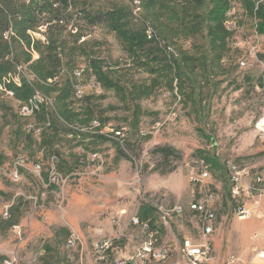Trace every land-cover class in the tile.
I'll return each instance as SVG.
<instances>
[{
	"label": "rangeland",
	"instance_id": "rangeland-1",
	"mask_svg": "<svg viewBox=\"0 0 264 264\" xmlns=\"http://www.w3.org/2000/svg\"><path fill=\"white\" fill-rule=\"evenodd\" d=\"M227 1L224 41L212 43L210 0H139V15L132 0H74L56 13L64 24L41 14L25 37L19 13L0 0V61L8 67L0 74V264L11 257L12 264H114L120 256L127 264H193L182 243L202 242L205 214L187 206L211 195L206 264L254 257L252 247L264 238H253L264 229L256 217L264 219V136L255 132L264 117V70L241 62L253 45L264 53L256 15L264 0ZM113 7L125 10L128 28L142 30L147 51L131 52L106 22L79 13ZM147 27L171 53L147 38ZM92 60L110 72L114 87L96 80ZM25 87L30 95L22 97ZM228 163L243 171L239 184L254 186L249 196H231ZM199 168L208 175L191 182ZM255 174L263 177L258 186ZM239 204L252 207L250 217L238 218ZM133 218L151 221L156 235ZM71 234L75 244L67 246ZM103 238L113 245L100 259L93 245ZM147 244L170 255L133 260Z\"/></svg>",
	"mask_w": 264,
	"mask_h": 264
},
{
	"label": "built area",
	"instance_id": "built-area-1",
	"mask_svg": "<svg viewBox=\"0 0 264 264\" xmlns=\"http://www.w3.org/2000/svg\"><path fill=\"white\" fill-rule=\"evenodd\" d=\"M138 4H139V0H132V5H133V11H135V14L139 15V11H138ZM58 3L54 4V7H58ZM2 10H0L1 13ZM42 15H45V12L41 13ZM229 14L232 13H227V15L229 16ZM65 16L63 13L59 14L57 17L53 18L52 21L55 24H64V17ZM145 23V22H144ZM47 24H49L48 22H46V24L38 26V30L37 34H38V38H42L44 33H45V29L48 26ZM68 28L72 31V32H76L77 31V26L75 24H73L72 22L69 24ZM148 31H153L152 29H150L149 27ZM8 30H11V28L9 27ZM154 32V31H153ZM11 36H12V30H11ZM158 42H167L164 38L159 37L155 34V43L158 45ZM169 47L170 49H174L172 47V45L169 43ZM249 58L250 60H248L247 62L242 61L241 62V66L243 67H257L260 69L264 70V53H260V50L258 49L257 45H253L252 48H250L249 50ZM77 75L80 74L79 71L76 72ZM255 132L256 134L261 137L264 136V117L260 118L256 124H255ZM202 167V166H201ZM39 165L35 166V169H38ZM203 168V167H202ZM227 168L229 171V188L231 192V196L232 197H238L240 196L241 192H245V194L247 196H249V194L251 192H253L254 190V186L249 183H243L241 180V183L239 184V180L240 177L242 179L243 176V171H240L238 167H236L234 164L228 163L227 164ZM204 169V168H203ZM199 173L196 175L192 169V172L189 175V180L191 182H201L203 180L204 177H206L208 174L206 171L201 170L199 168V170H196ZM244 173L248 176L249 171L247 169L244 170ZM13 177L17 178V174L16 171L13 173ZM55 179L57 180V177L55 176ZM253 183L258 186L263 182V177L260 174H255L252 178ZM255 186V187H256ZM263 188V187H262ZM261 188V191H262ZM209 199H212V195L207 197L206 200H201V201H192L188 204V209H192V210H198V211H203V214H205V220L203 221V228H202V234H203V239L202 242L199 244H194L192 243L189 239H185L182 243V248H183V252L185 253V256L187 257V259L189 261H192L193 264H206L207 260L209 259V255H208V250L211 247V234L213 233V220H214V216H215V211L212 208V204H209ZM258 200H255V204H257ZM252 208V207H251ZM251 208L249 206L246 207L245 205L239 204L236 208V214L238 216V218L240 219H246L248 217L251 216ZM175 211L177 213H181L183 212V207L181 206H176L175 207ZM9 215L7 213V211H4L3 213V217L7 218ZM161 217H167L166 213H161ZM264 217V214H263ZM133 223L134 224H140V226L144 229L147 230L150 233V236L156 235V230H153L150 226L149 223H140L138 221L137 218H133ZM253 238L255 241H257L259 238H262L260 233H254L253 234ZM261 243L260 245H254L252 247V252L254 253V257L247 262V264H253V260L254 258L259 261V262H264V238L261 239ZM75 244V236L73 234L70 235V237L67 240V246H73ZM149 244V243H148ZM145 245L141 248V250L138 249V252L135 253L134 255L131 256V258L133 260H138L140 258V260H144L146 259V257L151 254L150 256L154 257V259H165L166 257H168L170 255L169 249H167L164 246H161L159 248H156L155 251L154 249L151 247V245ZM113 245V242L110 238H103L100 239L99 241H96L94 243V251L97 254V258H104V254L107 250H109ZM119 259V260H118ZM15 262V257H11L10 260H5L4 264H12ZM128 261H126L123 257H119L116 258L114 260V264H127ZM237 258L234 256H231L228 258V260L226 261V264H237Z\"/></svg>",
	"mask_w": 264,
	"mask_h": 264
},
{
	"label": "trees",
	"instance_id": "trees-1",
	"mask_svg": "<svg viewBox=\"0 0 264 264\" xmlns=\"http://www.w3.org/2000/svg\"><path fill=\"white\" fill-rule=\"evenodd\" d=\"M2 1H4V3L7 6H9L11 10H13L16 13H19L20 15V19L18 20L19 29L18 28L17 29L19 30L18 31L19 34L22 37H25V29L31 26V24L37 22V18H39V15H41L42 12L46 13L45 16L53 14L54 15L53 18H55L57 17L56 13L58 12V9L60 10L63 8L67 9L68 6H70L74 0H29L28 2L23 1L21 3L18 1L16 3V1L14 0H2ZM55 3H58L59 6L54 7ZM247 3H249V1H247ZM227 5H228L227 0H210V9L207 12L208 14L207 18L209 19V21H217L215 27L213 28L208 27V34L211 35L212 37L211 38L212 43L215 38L222 40L221 41L222 43L224 41L225 38L224 35L226 34V31L222 26V20L224 18V13L227 8ZM252 8L249 7L251 11H253ZM79 13L82 14V17L84 19L89 20L90 23L96 21L106 22L110 26V28L117 33L120 39L127 46V49L131 50V52H136L139 50L147 51V46L148 47L150 46L148 45V42L146 41L145 36L143 35L141 29L131 30L130 28H128L126 23L127 14L125 10L122 9L121 7H113L104 11H85V8H83ZM256 15L261 20L258 25V29L260 32H264V6H259L256 9ZM3 25H4V21L1 18L0 30L2 29ZM46 49L48 51L54 50V47L51 42L46 47ZM5 50H6L5 44L1 42L0 43L1 53ZM90 65L96 80L99 82L101 81L105 88L115 86L114 81H112L111 78H109L110 72L102 69V65L99 61L92 60ZM177 69H179V65ZM7 70L8 67L6 66V64L3 61L2 62L0 61V74ZM179 74H183V71L182 70L179 71ZM24 89L25 90L21 96L25 97L27 95H30V89L28 87H25ZM149 224L151 227H153L151 221H149Z\"/></svg>",
	"mask_w": 264,
	"mask_h": 264
},
{
	"label": "bare ground",
	"instance_id": "bare-ground-1",
	"mask_svg": "<svg viewBox=\"0 0 264 264\" xmlns=\"http://www.w3.org/2000/svg\"><path fill=\"white\" fill-rule=\"evenodd\" d=\"M146 36L148 39H152L154 37V41H155V32H151V31H148V29L146 30ZM153 36V37H152ZM159 46L161 48H163L167 53H171L172 50L166 46L165 42H158ZM168 50V51H167ZM175 52V51H174ZM176 56V55H175ZM163 219H166V217H162Z\"/></svg>",
	"mask_w": 264,
	"mask_h": 264
},
{
	"label": "crops",
	"instance_id": "crops-1",
	"mask_svg": "<svg viewBox=\"0 0 264 264\" xmlns=\"http://www.w3.org/2000/svg\"><path fill=\"white\" fill-rule=\"evenodd\" d=\"M262 200H263V199H262ZM260 206H261V208L263 209V212H264V202H263V201H261ZM261 211H262V210H261ZM258 215H259V216H258ZM258 215H256V217H258V218L260 219L261 223L264 224V219H261V218H260V213H258ZM257 232L262 233V234L264 235V229L262 230V232H260V231H257ZM260 264H264V262H260Z\"/></svg>",
	"mask_w": 264,
	"mask_h": 264
}]
</instances>
